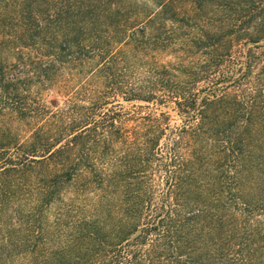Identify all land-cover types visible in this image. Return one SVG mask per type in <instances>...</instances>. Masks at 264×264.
Here are the masks:
<instances>
[{
  "label": "trees",
  "instance_id": "trees-1",
  "mask_svg": "<svg viewBox=\"0 0 264 264\" xmlns=\"http://www.w3.org/2000/svg\"><path fill=\"white\" fill-rule=\"evenodd\" d=\"M111 5L0 0V264H264V0H217L221 19H167L170 2L159 36L111 33ZM167 48L176 62L146 59ZM96 58L111 94L173 104L181 125L101 98L52 112L34 93Z\"/></svg>",
  "mask_w": 264,
  "mask_h": 264
},
{
  "label": "rangeland",
  "instance_id": "rangeland-1",
  "mask_svg": "<svg viewBox=\"0 0 264 264\" xmlns=\"http://www.w3.org/2000/svg\"><path fill=\"white\" fill-rule=\"evenodd\" d=\"M112 2L111 5V14L117 18L119 21L118 26L111 28V33H117L120 35L122 31L121 26L126 25H138L141 26L145 24V26L150 25V31L155 36H159L161 34H165L166 30L175 29V24L172 23L171 20L163 22V25L159 19L160 16L164 14V5L170 2H173L172 9L168 13L165 14L167 19H172V14L176 12V10L180 13L181 17H191L192 15L194 18L203 19L202 17L208 18H217L221 19L220 11L217 12L215 8L217 4V0H205L202 2V9L199 11L196 10V5L192 4L194 0H110ZM200 5V2H199ZM205 5L207 8H205ZM193 10V11H191ZM126 21L127 24H123V21ZM153 23H149V22ZM139 27L138 29H140ZM152 31V32H151ZM139 35V33H138ZM137 36V35H136ZM241 51L246 53L247 50L252 47H243L242 45ZM133 48L130 46L128 49ZM125 50L127 49V45L121 41L120 44L115 45L111 50ZM148 57L146 59L152 60V58L157 57V60L161 65H169V63L176 62L175 55L173 54V50L171 48H167L165 50H159L155 53L153 52H146ZM129 56V55H128ZM243 55L240 57V50L238 49L235 53V61L234 63L230 64L229 60H225V62L220 67L218 71L217 77L222 78L224 75H230L229 72L231 71V67H236L239 69L242 65V61L245 60L242 58ZM130 57V56H129ZM196 59L199 63L202 59L199 56H196ZM10 61H13L10 58ZM240 61V62H239ZM80 65V66H77ZM75 63H68L64 66H61L59 72L55 74L56 79L48 81L45 83V86L40 87L36 83H33V91L35 94L40 95L41 101L45 102L47 107L52 111L55 112L63 107H67L68 105L65 103L66 100H71L73 102H77L83 106H89L91 99L101 98L109 103L106 106V109H112L117 112H121L123 114L128 115H147V114H154L160 115L165 114L169 117V124L172 128L178 127L181 125L182 121L179 117L178 113L175 111L173 104H150L143 101H127L126 96L118 93V94H111L109 90H107L106 86L104 85V79L102 73H100V68L102 67L103 63L96 59H89L86 60V64ZM234 65V66H233ZM258 70H255L257 73ZM235 79L238 78V73L234 75ZM128 80V79H127ZM89 84V85H88ZM108 91V94L103 98V94ZM29 123V122H26ZM26 125V124H25ZM24 123L21 125H17L14 129L15 132L18 133L20 143L27 141L31 134V126L27 127ZM74 196L73 189L68 188L65 193V200L72 199ZM12 209H17V207H12L9 209V215H14L12 213ZM56 210L50 209L49 217L51 221H53L56 217Z\"/></svg>",
  "mask_w": 264,
  "mask_h": 264
}]
</instances>
